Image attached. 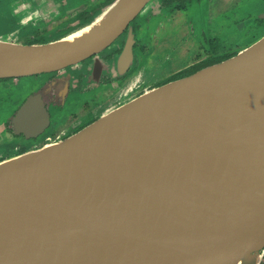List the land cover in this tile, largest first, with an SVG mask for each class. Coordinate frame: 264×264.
Instances as JSON below:
<instances>
[{
    "label": "water",
    "instance_id": "obj_1",
    "mask_svg": "<svg viewBox=\"0 0 264 264\" xmlns=\"http://www.w3.org/2000/svg\"><path fill=\"white\" fill-rule=\"evenodd\" d=\"M149 1L111 0L82 26L113 8L105 24L68 47L53 45L61 37L0 40V71L20 67L0 79L63 70L126 32L115 62L106 65L124 75L134 61L133 21ZM159 88V100L168 102L156 126L129 119L121 132L87 131L95 120L50 148L41 151L46 143L7 158L0 166V264H238L256 253L260 263L264 34L114 108ZM209 91L227 96L210 105ZM12 124L26 137L44 131L49 115L38 93L20 105ZM163 146L190 154L167 169L137 154L151 149L161 156Z\"/></svg>",
    "mask_w": 264,
    "mask_h": 264
},
{
    "label": "rangeland",
    "instance_id": "obj_2",
    "mask_svg": "<svg viewBox=\"0 0 264 264\" xmlns=\"http://www.w3.org/2000/svg\"><path fill=\"white\" fill-rule=\"evenodd\" d=\"M104 1L105 0H0V40L29 44L28 42L34 39H47L50 35L57 37L58 34L52 32L48 35L45 30H52V26L60 25V27H66V31H70L80 24L84 25L87 22L75 24L74 20L76 16H79L80 13L83 12H90L98 6L96 10H99ZM155 1L156 0H151L146 4L143 10L134 19L135 23L142 22L144 12L149 10ZM187 7L188 10L185 12V18L191 24L194 36L200 39L199 44L206 48H210V52L216 51L222 54L229 51V55H232L235 53L236 49L247 46L264 33V21H260L258 25H255V19L257 20V17L260 18V14L264 13V0H203L199 6L190 4ZM36 12H38V15ZM30 16L31 20H28ZM180 18L181 17H176L177 20ZM43 20L47 27L46 25H38L42 23ZM173 20L174 17H172V21L170 19L168 22H162L159 27L154 30V24L150 23L145 35L149 36L148 31L152 30L151 34H153V39L147 40L148 37H146L145 43L140 46V50L138 47L135 48L136 59L138 60L136 64L130 68L124 80V85L128 87L130 92L132 91L131 95L128 97L131 98L156 86L155 82L159 81L160 83V81L165 80L171 72L184 66V61L189 59L188 62H191L194 59L192 55L201 53L202 46H199L198 43L194 42L192 46H187L190 42L186 39H181L183 34H187L186 21L181 22L179 20V22H175L178 23V26H181L175 31L172 28L175 26ZM36 26H38V28ZM61 33L65 32L62 31ZM116 41H118V39ZM116 41L114 43H116ZM137 41L140 42L144 40ZM113 44H111L109 48ZM177 44L180 45V48H178ZM105 50L108 51V47ZM105 50L103 52H105ZM230 50L233 51L230 52ZM114 57L113 62H115ZM158 60L161 61L158 62ZM112 67L114 68V66ZM49 74H53V72L0 80V125L11 117L13 112L22 104L32 90L38 87L37 83L40 79L46 78ZM108 88H111V85H107V89ZM102 94L101 90L96 88L95 91H90L88 94L82 96L80 95L81 97L75 102V96H78V94L73 92V94L65 100L63 104L64 107L56 108L50 105L52 113L51 126L39 137L40 142H37L40 144L44 142L43 137L48 134L49 130L55 128V126L63 123L59 128L66 127L67 125L64 121L67 115L79 111L83 101H88L90 104L94 102L92 104L95 106L96 103L100 101L99 99ZM102 105V102H99L97 109L99 110ZM1 128L0 126V130ZM4 139V137H0V152H5L4 148L6 147L3 145ZM11 141L12 143H16L19 147V139H12ZM56 141H59V139H52L46 143L54 144L51 142ZM35 142L36 140L34 139L21 140V144L28 145V148ZM3 159L6 158H2L1 160ZM263 259L264 254L259 264H264Z\"/></svg>",
    "mask_w": 264,
    "mask_h": 264
},
{
    "label": "flooded vegetation",
    "instance_id": "obj_3",
    "mask_svg": "<svg viewBox=\"0 0 264 264\" xmlns=\"http://www.w3.org/2000/svg\"><path fill=\"white\" fill-rule=\"evenodd\" d=\"M202 1L203 0H170L169 3L166 4L165 3L166 0H156L153 3V6L149 10H146L144 12L143 20L141 23H135L133 21L134 24L132 26V30L135 35V43L133 44V54H134L133 66L136 64L138 60L136 59L137 57H136L135 48L138 47V49L140 50V46L141 44L145 43L146 37H148L147 40L153 39V34H151L152 30L148 31L149 36L145 35L150 23L154 24V28H153L154 30L155 28L159 27V25L162 22H168V20L170 19L172 21V17H174V20H173L174 23L179 22V20L181 22L186 21L187 23L186 33L188 35L183 34L181 39L182 40L186 39L188 40V42H190L191 45L188 44L187 46H192L194 42L199 44L200 39H197L194 36L193 31L191 29L192 28L191 24L185 18L186 17L185 12H187L188 10L187 6H189L190 4L199 6ZM97 8H95L93 11H90V12L93 14L95 11H97L96 10ZM176 17H181V18L177 20ZM28 20H31V16L28 17ZM255 21H256L255 25H258V22L256 19ZM74 22L75 24L80 23L79 19H75ZM38 25L45 26L46 24H45V21L43 20L42 23ZM36 27L38 28V26ZM179 27L181 26L180 25L178 26V23H175V26L172 28L176 31L179 29ZM79 28L76 27L75 30ZM72 30L75 31L74 29ZM45 31L48 33V35L52 32L61 33L63 31L66 34L67 32H69V31H66L65 27H60V25L53 27L52 30L46 29ZM125 37H126V32L123 33V35H121L118 38V41H116V43H114L110 48L108 47V51L105 50V52H103L104 51L103 50L98 55L92 56L76 65L69 66L63 70L53 72V74H49V76H47L46 78L40 79V81L37 83L38 87L34 88V90H32L30 94L38 93L40 95L43 105L49 115V124L41 134L35 137H26L21 132L16 133L13 127V124H12V118L16 114L18 108L20 107L19 106L13 112L12 116L9 117L4 123H2V125H0L2 127L0 130V137L5 138L3 145L4 147H6L4 148L5 152H0V159L2 158H6V159L0 160V162L9 160L7 159V157L14 156L18 153L36 149L52 139L54 140L64 139L67 136L75 133L76 131L84 127L85 125L89 124L90 122L95 121V120L98 121L99 117L102 118L106 115L105 114L102 116V114L105 113V111H108L111 107H114V105L116 106L120 104L121 102H124L126 99H128L129 98L128 96L131 95L132 93V91L130 92L128 87L124 85L125 84L124 80L127 77L128 72L126 73L125 76L121 77L120 74L117 72V69H115V66L114 68L110 67L106 69V65L110 64L113 61V57L115 56L114 58H116V56L121 51ZM137 40H144V41L139 42ZM177 45H178V48H180V45L179 44ZM199 46H202L201 53L197 55L194 54L195 56L192 55L194 59L191 62H188L189 59L184 61L183 62V64L185 63L184 66L180 67L174 72H171V74L165 80L160 81V83L169 80L172 76L177 75L179 73H187V71H189L190 69H193L195 66L204 67L216 61H219L223 59L224 57L230 56L229 51L221 54V52L217 53L216 51L210 52L211 50L210 48H206L201 44H199ZM231 51L233 50H230V52ZM95 61L100 62L101 65H104V66H101L100 69L98 70L97 67L95 68ZM160 61L161 60H158V62ZM157 83L159 84V81L155 82L156 85H158ZM107 85H111V88L107 89ZM96 88H99L103 94L101 95L99 99L100 101H98L95 106L92 104L94 102L90 104L88 101H83L80 106L79 111L72 112L67 115L66 120L64 121V123L67 125L66 127L59 128V126H62L63 123L55 126V128H52L51 130H49L48 134L43 137L44 142H42L41 144L39 143L40 142L39 137L42 134H44L46 129L50 128L51 123H52V115H51L52 113L50 110V105L55 106L56 108H61L65 100H67V98L70 97L71 94H73V92L78 94V96H75V102H77L79 97H81L84 94H88L90 91H95ZM151 92H147L146 94L142 96L148 95ZM99 102H102L103 105L98 110L97 107H98ZM126 104L128 103H125L123 105H126ZM123 105L119 106L118 108L122 107ZM12 139L13 140L19 139L20 141L19 147L16 145V143H12L11 141ZM32 139L36 140V142L30 145L29 148L27 147L28 145H24L23 143L21 144V140L25 141V140H32ZM48 146H51V145L48 144L47 147Z\"/></svg>",
    "mask_w": 264,
    "mask_h": 264
},
{
    "label": "bare ground",
    "instance_id": "obj_4",
    "mask_svg": "<svg viewBox=\"0 0 264 264\" xmlns=\"http://www.w3.org/2000/svg\"><path fill=\"white\" fill-rule=\"evenodd\" d=\"M112 10L113 8L105 10L92 23L87 24L73 32L72 31L68 32L67 34L63 35L60 39L53 42V45L57 47H68L76 41L88 38L90 35L97 32L105 24ZM19 69H20L19 66L12 65V68H9L8 70L0 71V74L13 73ZM161 90L162 89L159 88L149 93L148 95L135 98L134 100L128 102V104L123 105L120 108L117 109L114 108L115 110L110 109L106 111L105 113L102 114V116L106 114L104 117L93 123L86 130L96 131L100 129H111L115 132H121L124 128L126 121L129 119L132 120L133 122L137 120L139 121L143 120V122H146V124L156 126L157 123L159 124V121H157V113L163 108V103L168 102V99L166 98L165 100L162 101L159 100L158 95L161 92ZM239 91L241 92L243 98L244 97L247 98V93L244 90L239 88ZM207 94L211 100L213 99V101L209 99L210 105L212 103L213 104L215 103L217 96H222L223 98L227 96V94L224 92L209 91ZM211 113L214 114L215 112L211 110ZM47 145H45V148L42 149L41 151L45 150L46 148H50L55 144H49L51 146L48 147ZM161 150L163 153V155L161 156H156L155 154H152L151 149L137 151V154L139 156H142V158H145L146 161L150 162L151 164L154 162L155 163L154 165L159 169H167L171 165L180 166L182 164L183 158H185L187 155L190 154L189 152H186L184 150H171L166 146H163ZM167 155L169 156L167 157ZM7 162L8 160L0 162V166L6 164ZM258 261H259V255L256 253L244 257L239 261L238 264H257Z\"/></svg>",
    "mask_w": 264,
    "mask_h": 264
},
{
    "label": "trees",
    "instance_id": "obj_5",
    "mask_svg": "<svg viewBox=\"0 0 264 264\" xmlns=\"http://www.w3.org/2000/svg\"><path fill=\"white\" fill-rule=\"evenodd\" d=\"M110 1L111 0H105L102 4H101V6H105V5H107V4H109L110 3ZM169 1L170 0H166V4L167 3H169ZM94 10V9H93ZM92 10V11H93ZM97 11H95L93 14L91 13V12H89V11H87V12H83V13H80V15L79 16H76V19H79V21H80V23L81 22H83V23H88V22H90L93 18H94V16L97 14L96 13ZM260 21H264L263 19H261V18H259V17H257V22H258V24H259V22ZM82 24H80V26H81ZM79 26V27H80ZM65 29H66V27H65ZM76 29V28H75ZM74 29V30H75ZM73 31V30H72ZM69 32H71V31H69ZM68 33V32H67ZM55 34H58V36L57 37H54V36H52V35H50L47 39H34V40H31V41H29L28 43H36V42H45V41H48V40H52V39H55V38H58V37H60V36H62L63 34H66V33H55ZM264 34V33H263ZM260 37V36H259ZM224 58H227V57H224ZM223 58V59H224ZM217 62V61H216ZM201 67H199V66H195L193 69H190L189 71H187V73H179V74H177V75H174V76H172L169 80H171V79H174V78H178V77H181V76H184V75H188V74H190V73H192V72H194V71H196V70H198V69H200ZM168 81V80H167ZM165 82V81H164ZM159 84H161V83H159ZM1 160V159H0Z\"/></svg>",
    "mask_w": 264,
    "mask_h": 264
},
{
    "label": "crops",
    "instance_id": "obj_6",
    "mask_svg": "<svg viewBox=\"0 0 264 264\" xmlns=\"http://www.w3.org/2000/svg\"><path fill=\"white\" fill-rule=\"evenodd\" d=\"M102 8H103V7L101 6V8H100L99 10H97L96 13L98 14ZM36 13H37V15H38V12H36ZM53 27H56V26H52V28H53ZM77 28H79V27H77ZM63 35H64V34H63ZM133 64H134V61H133ZM132 66H133V65H132ZM115 69H116V66H115ZM128 70H130V69H128ZM127 72H128V71H127ZM127 72H126V73H127ZM126 73H125L124 75H120V76H121V77H122V76H125ZM129 98H130V97H129ZM126 100H127V99H126ZM121 103H122V102H121Z\"/></svg>",
    "mask_w": 264,
    "mask_h": 264
}]
</instances>
